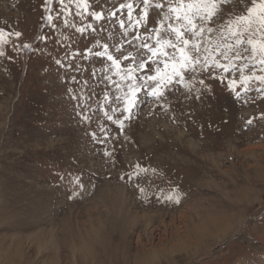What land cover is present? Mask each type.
I'll return each mask as SVG.
<instances>
[{
    "label": "rangeland",
    "instance_id": "374dc122",
    "mask_svg": "<svg viewBox=\"0 0 264 264\" xmlns=\"http://www.w3.org/2000/svg\"><path fill=\"white\" fill-rule=\"evenodd\" d=\"M123 2L94 0L93 7L107 14ZM250 4L226 9L243 12ZM57 13L58 0H0V29L21 33L7 37L0 55V264H264V85L253 81L237 99L231 77L214 70L226 78L199 74L203 85H176L160 101L145 90L120 133L103 115L106 107L112 114L105 91L118 94L104 79L110 62L95 52L103 43L117 58L119 44L125 54L134 51L136 33L125 36L117 22L126 11L99 22L73 15L68 27ZM73 21L97 31L81 35ZM56 59L80 71H66ZM72 75L87 87L62 82ZM68 87L90 96V127L74 115ZM99 125L109 133L102 144L90 135L103 137ZM137 162L164 174L153 178L147 200L126 175ZM57 172L66 174L63 181ZM67 173L81 176L79 196ZM173 186L181 202H162Z\"/></svg>",
    "mask_w": 264,
    "mask_h": 264
},
{
    "label": "snow or ice",
    "instance_id": "6c2138e0",
    "mask_svg": "<svg viewBox=\"0 0 264 264\" xmlns=\"http://www.w3.org/2000/svg\"><path fill=\"white\" fill-rule=\"evenodd\" d=\"M94 0H58L61 13H57L56 18L63 17V24L70 25L69 17L75 15L80 17H92L99 22L116 17L117 11H126V20L119 19L117 22L124 35L134 32L133 39L140 41L132 45L131 40L126 42L134 47V51L125 54L123 44L115 48L119 58L109 51V44L101 45L102 51L95 52L97 58L106 57L110 63L105 64V69L112 75L105 74L104 79L108 84L114 85L116 95H110L105 91L103 105L106 107L103 115L108 121H112L123 133L126 124L133 119V114L139 110L144 102L139 94L146 91V95L160 101L166 94L172 91L176 85H183L191 90L197 83L203 85L204 79H197L202 73L212 75L213 79L223 81L226 75L228 88L239 99L242 93L250 90L253 81L264 85V0H251V4L246 6L243 12H228L226 6L240 3L244 0H124L115 11L109 10L105 14L104 10L96 11L93 7ZM47 5H51L53 0H46ZM72 5L75 6L73 13ZM51 11V8H48ZM137 12L139 13L137 15ZM150 13L153 23H149ZM54 17L49 14L47 23L55 28ZM127 24V26H126ZM71 26L81 35L87 29L91 33H96L97 29L91 24L76 27L74 21ZM143 28L144 33L139 34V29ZM20 37V32L5 33L0 29V55H5L3 45L8 43L7 37ZM111 35V34H109ZM37 39L44 41L47 37L40 36ZM69 39V37H65ZM153 40L154 43H148ZM99 43V41H96ZM15 47V46H14ZM25 49L35 51L30 44H24ZM91 54L92 48L87 49ZM218 54L222 59L217 58ZM76 53H72V60ZM223 61V62H222ZM238 61H245L237 64ZM124 62H127L126 64ZM55 63L65 70L80 71L74 67L70 61L64 64L60 59ZM259 66V67H257ZM214 70H220L226 75H216ZM103 71V69H102ZM238 75H233V73ZM141 73H143L141 75ZM186 73L188 74L186 76ZM95 75V73H93ZM113 75L119 80L113 79ZM62 82L70 84L82 83L87 87L88 82L77 81L76 76L62 77ZM237 89H240L238 91ZM264 91V88L258 89ZM67 98L73 101V113L79 117L78 122L82 125L91 126L92 119L87 112L91 111L88 96L84 91L77 93L73 87L66 89ZM119 113V117L115 116ZM264 119V114L261 116ZM248 120L247 124H251ZM102 138L97 137L96 132H91V138L97 143H104L109 136L107 128L99 125ZM104 155L111 157V151H105ZM63 181L65 173H56ZM73 187L72 195L79 196L84 189L79 174L67 173ZM133 186L136 187L142 199L147 200L152 194L149 189L154 187L153 178L163 177L162 170L150 166H142L138 162L131 172L126 174ZM79 189V190H77ZM163 189L158 190L155 195L160 197ZM162 202H181L179 188L173 186Z\"/></svg>",
    "mask_w": 264,
    "mask_h": 264
}]
</instances>
